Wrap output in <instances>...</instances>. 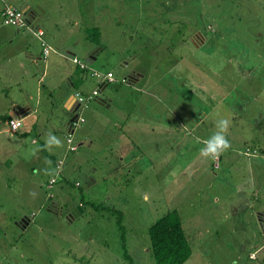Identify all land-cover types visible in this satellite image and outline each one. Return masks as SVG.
<instances>
[{
	"label": "rangeland",
	"instance_id": "rangeland-1",
	"mask_svg": "<svg viewBox=\"0 0 264 264\" xmlns=\"http://www.w3.org/2000/svg\"><path fill=\"white\" fill-rule=\"evenodd\" d=\"M92 4L77 30H101L89 45L103 48L98 59L86 61L89 41L64 34L82 44L89 68L108 71L115 82L100 90L82 71L80 94L86 100L98 93L78 109V129L67 132L75 150L65 139L46 154L32 142L34 131L0 132V262L155 264L148 227L175 210L192 252L184 264H264V249H257L264 241L257 227L264 212V0ZM133 71L143 79L127 85L122 78ZM129 101L136 114L126 120ZM138 104L148 112L135 138L126 133L139 120ZM61 110L53 107V122ZM219 118L230 121L231 147L215 167L199 150ZM49 170L56 173L51 188ZM25 216L32 221L19 231L14 220Z\"/></svg>",
	"mask_w": 264,
	"mask_h": 264
},
{
	"label": "crops",
	"instance_id": "crops-1",
	"mask_svg": "<svg viewBox=\"0 0 264 264\" xmlns=\"http://www.w3.org/2000/svg\"><path fill=\"white\" fill-rule=\"evenodd\" d=\"M5 5H11L23 11L30 26L44 31L43 38L45 37L52 49L44 60L43 47L29 29H16L0 23V132H7V127L2 130L1 125L7 124L10 118H21L22 126L20 128L22 130L19 131V128L16 133L10 134L23 135L28 131H34V135L38 138L36 137L32 142L40 143L43 153L45 151V137L51 134V130L54 133L62 134V142L66 139L67 143V132L74 133L78 129H74L72 126V118L76 114H80L78 113L80 107L76 110L74 108L77 104L76 93L80 94L76 82L83 78V75L82 70L68 57L76 55L81 59L79 53L82 51V44L64 33L74 31L78 35L77 40L84 38V40L89 41L87 60L98 59L103 48L93 49L89 45L94 42L86 38L87 31L93 27L81 26L80 32L77 30L81 18L86 15L83 11L93 10L92 0L91 3H86L84 0H0V12ZM81 6L82 8H80ZM84 18H90V16H84ZM98 27L100 28V26ZM100 37L101 30L99 31ZM141 79H143V75L138 71H133L130 76L123 77L122 81L127 85L135 86ZM113 81L99 82V89L106 88ZM95 99L99 101L100 105L109 103V100L106 102L98 97ZM130 105L129 110L124 112L126 120L136 114V111L133 110L135 103L129 101L128 106ZM59 106L62 107L60 121L53 122L52 109ZM68 106L70 107L68 108ZM138 108L141 111L139 120H131L135 126H130L128 133H126V135L130 134L135 138H139L135 130L139 132L145 130L143 124L146 123L142 120L148 112L143 105L138 104ZM39 113L43 115H41L40 120H37L39 115L35 116L34 119V115ZM208 113L209 111L206 110L203 113L200 111L199 115L195 117L196 122L199 123ZM154 128L156 127L152 126L150 131H153ZM82 143L84 142L81 141L79 144ZM44 153L49 154L50 152ZM64 154L65 151L59 153L60 156ZM141 156L137 155L135 160ZM119 160L122 161V159ZM57 173L60 171L57 170ZM257 216L261 221L257 227L261 228L264 233V212L259 211ZM31 221L29 217L25 216L23 219H15L13 225L22 231L27 229L26 227L30 225ZM0 235H6L3 227H0ZM257 249H264V241L257 245ZM0 264L3 263L0 262Z\"/></svg>",
	"mask_w": 264,
	"mask_h": 264
},
{
	"label": "trees",
	"instance_id": "trees-1",
	"mask_svg": "<svg viewBox=\"0 0 264 264\" xmlns=\"http://www.w3.org/2000/svg\"><path fill=\"white\" fill-rule=\"evenodd\" d=\"M86 38L90 41L98 42V29L96 27L89 29L86 33ZM80 60L87 64L85 60ZM78 68L82 71H89L91 75L90 69L92 68L88 67V69H82L79 66ZM91 77L94 76L91 75ZM52 177L54 176L51 175L50 178ZM119 231L121 234L124 233L121 227ZM148 235L150 240V252L154 257L155 264H184L192 255L188 236L184 232L180 216L175 210L169 211L157 218L148 227Z\"/></svg>",
	"mask_w": 264,
	"mask_h": 264
},
{
	"label": "built area",
	"instance_id": "built-area-1",
	"mask_svg": "<svg viewBox=\"0 0 264 264\" xmlns=\"http://www.w3.org/2000/svg\"><path fill=\"white\" fill-rule=\"evenodd\" d=\"M0 23L6 26H11L14 27L16 29H29L32 34L38 38V40L40 41L42 47H43V59L45 60L47 54L49 53V51L52 49V47L50 46L49 43H47L45 37L44 36V31H42L40 28H33L32 26L29 25L28 21H27V17L25 15V13L23 11H21L18 8H15L11 5H5L4 8L1 10L0 12ZM73 63H75L77 66H79L82 69H88V66L85 62L81 61L78 57H76L75 55L73 56H69L68 57ZM91 70V75L96 77L99 82H103L104 80L107 81H113V76L110 73H102L99 72L97 70L94 69H90ZM98 93L97 90H93L91 92V95L86 99H90L91 96H96ZM76 100L77 102H79V107L83 106V103L86 101L83 96L79 93H76ZM85 100V101H84ZM84 118L80 116V114L76 117L75 120H73L72 122V126H77L79 125L80 122H83ZM7 131L10 133H15L21 126H22V119L21 118H10L7 121ZM67 142L69 144V149L70 150H75L76 146L74 144H72V138L71 135L69 134L67 136ZM218 160L219 157L214 159V166L217 167L218 166ZM55 178L52 177L50 178L48 184L46 185V187L51 188V184L54 182Z\"/></svg>",
	"mask_w": 264,
	"mask_h": 264
},
{
	"label": "clouds",
	"instance_id": "clouds-1",
	"mask_svg": "<svg viewBox=\"0 0 264 264\" xmlns=\"http://www.w3.org/2000/svg\"><path fill=\"white\" fill-rule=\"evenodd\" d=\"M230 121L225 118H219L215 122V131L212 135L204 141L203 147L200 148L199 154L204 158L215 159L223 152L227 151L231 145L227 138ZM61 147L62 141L55 135L49 134L45 137L44 150L51 151L52 147ZM50 164V162H48ZM48 175H55L56 173L49 170Z\"/></svg>",
	"mask_w": 264,
	"mask_h": 264
},
{
	"label": "water",
	"instance_id": "water-1",
	"mask_svg": "<svg viewBox=\"0 0 264 264\" xmlns=\"http://www.w3.org/2000/svg\"><path fill=\"white\" fill-rule=\"evenodd\" d=\"M192 41H193V40H192ZM75 98H76V97H75ZM69 107H70V106H68V108H69ZM78 107H79V102H77V104H76V106H75L74 109L76 110V109H78ZM77 116H78V115L76 114V115L72 118V120H75ZM78 208H80V205L76 206V207L70 212V215L76 214Z\"/></svg>",
	"mask_w": 264,
	"mask_h": 264
},
{
	"label": "flooded vegetation",
	"instance_id": "flooded-vegetation-1",
	"mask_svg": "<svg viewBox=\"0 0 264 264\" xmlns=\"http://www.w3.org/2000/svg\"><path fill=\"white\" fill-rule=\"evenodd\" d=\"M197 37H199V36H197ZM191 39H192V37H191ZM51 211V210H50Z\"/></svg>",
	"mask_w": 264,
	"mask_h": 264
}]
</instances>
